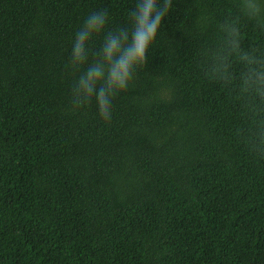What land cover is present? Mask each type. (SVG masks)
<instances>
[{
	"label": "trees",
	"instance_id": "trees-1",
	"mask_svg": "<svg viewBox=\"0 0 264 264\" xmlns=\"http://www.w3.org/2000/svg\"><path fill=\"white\" fill-rule=\"evenodd\" d=\"M229 2L173 0L104 121L72 103L103 33L79 67L71 40L89 11L125 24L133 0H0V264H264L255 117L200 55L198 17Z\"/></svg>",
	"mask_w": 264,
	"mask_h": 264
},
{
	"label": "clouds",
	"instance_id": "clouds-1",
	"mask_svg": "<svg viewBox=\"0 0 264 264\" xmlns=\"http://www.w3.org/2000/svg\"><path fill=\"white\" fill-rule=\"evenodd\" d=\"M174 11L173 0H133L126 23L106 30L109 16L103 8L89 11L73 34L69 62L79 67L87 62L89 42L103 33L97 59L87 64L72 92L79 107L91 102L97 116L112 117V100L126 90L145 64L149 51L161 35L163 21ZM202 30L213 37L201 50L205 77L232 91L254 115L250 152L264 159V41L247 45L248 30L264 38V0H230L220 19L206 13L198 17Z\"/></svg>",
	"mask_w": 264,
	"mask_h": 264
}]
</instances>
